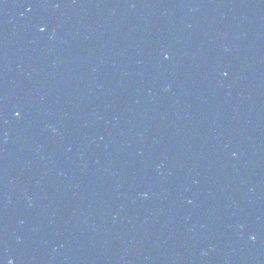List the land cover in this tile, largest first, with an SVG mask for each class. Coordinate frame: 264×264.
<instances>
[{"label":"water","instance_id":"1","mask_svg":"<svg viewBox=\"0 0 264 264\" xmlns=\"http://www.w3.org/2000/svg\"><path fill=\"white\" fill-rule=\"evenodd\" d=\"M0 264H56L41 259L26 257H0Z\"/></svg>","mask_w":264,"mask_h":264},{"label":"snow or ice","instance_id":"2","mask_svg":"<svg viewBox=\"0 0 264 264\" xmlns=\"http://www.w3.org/2000/svg\"><path fill=\"white\" fill-rule=\"evenodd\" d=\"M41 30H43V29H41Z\"/></svg>","mask_w":264,"mask_h":264}]
</instances>
